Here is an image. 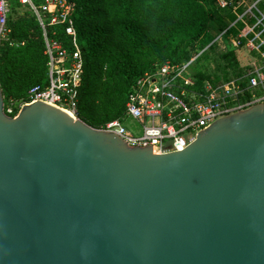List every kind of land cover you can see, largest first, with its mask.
<instances>
[{
    "label": "water",
    "instance_id": "obj_1",
    "mask_svg": "<svg viewBox=\"0 0 264 264\" xmlns=\"http://www.w3.org/2000/svg\"><path fill=\"white\" fill-rule=\"evenodd\" d=\"M0 264H264V105L155 155L0 89Z\"/></svg>",
    "mask_w": 264,
    "mask_h": 264
},
{
    "label": "trees",
    "instance_id": "obj_2",
    "mask_svg": "<svg viewBox=\"0 0 264 264\" xmlns=\"http://www.w3.org/2000/svg\"><path fill=\"white\" fill-rule=\"evenodd\" d=\"M75 3L73 26L83 68L76 87L77 117L101 129L124 115L130 90L137 79L166 61L189 62L197 85L204 80L226 81L236 67L228 29L234 21L229 9L218 0H70ZM9 34L0 42V89L4 106L20 102L29 89L48 85V62L44 33L34 13L17 2L11 4L6 24ZM223 36L226 51L218 61L220 72L201 71L215 39ZM49 40L62 42L73 51L63 25L46 28ZM211 57H209V60ZM200 68V69H199Z\"/></svg>",
    "mask_w": 264,
    "mask_h": 264
},
{
    "label": "built area",
    "instance_id": "obj_3",
    "mask_svg": "<svg viewBox=\"0 0 264 264\" xmlns=\"http://www.w3.org/2000/svg\"><path fill=\"white\" fill-rule=\"evenodd\" d=\"M27 6L35 15L44 33L48 62V85L29 89L24 100H9L4 113L15 118L21 105L32 101L58 108L74 119L77 117L76 87L83 68L81 52L76 45L73 26L75 3L70 0H0V42L9 34L6 27L11 4ZM216 6L229 9L235 19L228 29L234 31L229 42L238 64L230 69L226 81L204 80L197 85L190 73L193 61L174 64L166 61L145 73L132 86L125 104L124 115L108 122L100 130L112 132L129 146L152 147L155 155L182 152L196 134L216 120L264 105V0H218ZM63 25L74 50L68 51L62 42L49 40L46 28ZM226 29L214 41L221 45ZM251 55L243 63L239 55ZM238 53L239 55H237ZM125 117L137 121L143 130L140 137L129 133L121 121Z\"/></svg>",
    "mask_w": 264,
    "mask_h": 264
},
{
    "label": "rangeland",
    "instance_id": "obj_4",
    "mask_svg": "<svg viewBox=\"0 0 264 264\" xmlns=\"http://www.w3.org/2000/svg\"><path fill=\"white\" fill-rule=\"evenodd\" d=\"M220 44H221L220 46L216 45L215 50L212 51L210 55H208L209 57H211L210 60L209 57H206L207 58L206 63H203V61H201V64H204V68H202L201 71H205V72L207 71L208 74L210 75L220 72V70L218 69V65L224 64V60L221 59L222 61L220 62L218 61V57L223 52L226 51V45L224 44V42H220ZM236 54L239 55L238 53ZM239 57L240 60L244 58L242 61L245 64L251 61V55L248 56L246 54L244 57L243 51H241V55H239ZM236 65L238 66L237 62ZM121 125L135 137H140L143 134L142 126L137 121L131 119L130 117H125L121 121Z\"/></svg>",
    "mask_w": 264,
    "mask_h": 264
}]
</instances>
